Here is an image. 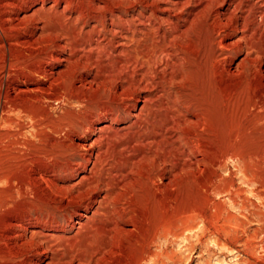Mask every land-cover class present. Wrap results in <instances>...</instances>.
Instances as JSON below:
<instances>
[{"label":"bare ground","instance_id":"obj_1","mask_svg":"<svg viewBox=\"0 0 264 264\" xmlns=\"http://www.w3.org/2000/svg\"><path fill=\"white\" fill-rule=\"evenodd\" d=\"M80 1L83 5L89 3L88 0ZM97 1L93 8L90 7V15L85 16L81 9L75 7L79 0H0V65L7 74L14 75L13 91L24 97L26 103L48 100L54 87L59 88L61 94L70 96L96 83L101 72L105 81L116 84L112 98L114 107L108 112L110 115L76 125L59 121L57 129L61 132L84 133L82 136L78 134L77 141L73 143L74 154L71 152L56 158L55 170L51 173L56 177L50 176L46 167L33 170V181H45L50 185V192L60 201L52 196L38 199L37 204H29L33 212L19 214L14 211L16 214L8 215L5 222H0V264H109V258L115 256L117 250L127 247L128 243L132 246L128 238L145 221L146 216L137 211L142 198L137 186L146 193L156 187L157 192L163 194L184 176L192 178L193 183L203 190L207 212L204 210V213L196 212L186 217L183 229L192 228L188 223L191 218L206 222L208 211L213 209L212 219L218 224L215 231L227 236L228 244L236 249L241 242L238 231L244 223L226 211L222 203L214 201L212 195L225 194L234 208L237 200L244 199L245 193L236 188L234 179H225L221 175L228 163L234 161L239 164L243 184L254 186L250 193L264 207V143L253 150L242 147L231 150L229 136L216 126L210 149L199 150L196 154L199 147L193 142L194 138H201L196 134L205 127L206 103L222 112L236 109L253 114L256 109L264 110V0ZM193 3L197 4L198 9L195 10H200L201 15H210L211 34L201 45L210 78L221 84L219 91L196 99L195 106L179 108L177 105L170 117L161 116L164 106H149L152 101L149 97L143 100L141 107L119 103L120 98L123 102H139V92L157 87L159 84L154 82V78L171 69L173 63L169 60L177 55L174 53L176 42L183 40L186 45L189 39L188 31H177L178 35L173 39L169 35L176 30L175 21L190 22L183 20L181 15ZM49 4L51 7L47 8ZM221 6L223 9L215 11ZM60 7L63 10L56 11ZM68 12L76 17L65 19ZM73 22H81L83 31L92 25L93 31L87 33L89 36L82 30L76 34L71 28ZM94 33L99 35V39H85ZM152 35L158 36L157 40L154 41ZM238 35L240 37L236 39ZM101 49L110 51L104 63L88 58L89 52ZM241 54L245 55L236 63ZM184 58V64H188V58ZM47 62L48 67L45 66ZM239 76L244 79L224 80L225 77L238 79ZM255 89L253 95L247 94ZM179 98L185 103L190 99L183 94ZM10 106L19 108L12 99ZM181 109L193 112L195 121L178 120ZM6 110L0 95V111L5 113ZM120 110L128 114V119L135 121L123 128L127 131L125 149L131 157L116 161L109 158L110 152L104 145L107 140L102 134L112 130L110 123L119 124L120 116L116 112ZM133 110L137 114H133ZM3 121L12 122L6 118ZM105 122L108 123L102 125ZM92 137L95 140L89 145L88 140ZM140 148L145 150L140 152ZM189 153L195 156L186 162L183 159ZM78 158L79 161L75 162ZM37 163L32 160L34 166ZM121 202H125L127 208L121 207ZM89 211H92V217L84 224V213ZM261 217L259 228L244 242L246 249L252 252L256 251L258 239L264 244V215ZM101 225L107 226L104 235L93 239L86 247L73 242L84 232L98 231ZM75 230H78L76 237L66 245L67 239L59 235ZM165 234V229L158 230L152 241ZM149 252L143 251L139 261L145 260Z\"/></svg>","mask_w":264,"mask_h":264},{"label":"rangeland","instance_id":"obj_2","mask_svg":"<svg viewBox=\"0 0 264 264\" xmlns=\"http://www.w3.org/2000/svg\"><path fill=\"white\" fill-rule=\"evenodd\" d=\"M87 3L88 4L84 3L83 5L79 0V3H76L75 6L77 7V10L81 9L85 16L90 15V7L93 8L92 5L97 4L98 1L88 0ZM49 7H51V4L47 6V8ZM62 7L57 8L56 11L61 12L63 10ZM195 9H198L197 4L193 3L191 6L187 7L181 15L183 20H188L192 24L190 22V24H185L182 20H177L175 21L177 24V27L175 26L176 30L172 31V29L167 28L169 32H173L171 35H169L170 33L168 34L171 39L178 35L177 31L179 30L181 32L188 31L189 41H186V45L183 40L176 42L177 47L174 46V53L177 55L174 54L175 56L172 57L173 59L171 58L169 60L170 63H173L171 69L164 71L161 74L159 73L158 76L154 78V82L159 84V87L157 86L153 89L150 88L145 91H140L139 102H123L120 98L118 99L119 103H123L130 107H141L143 105V100H145L146 97H149L152 100H150L151 102H149V106H164L165 108L161 109V116L165 117L169 115L168 117H170L173 115V111L177 109V107L187 108L192 104L195 106L196 99L198 100V98L201 99L211 96L213 93L219 91L221 84L214 82V80L210 78L211 75L209 74L210 72L204 59L205 52L202 51L203 49L201 45L211 34L210 15H201L200 10ZM221 9H223L222 6L217 7L215 11ZM69 14V12L65 14V19L68 17H76L75 15ZM83 22H85V20ZM74 24L78 25L75 26ZM188 25L191 27H188ZM82 26L81 22H73L71 28L76 34H80L83 28ZM91 26L92 25H88V27H85L84 31H82L88 35L87 33H91V30L93 31V27L91 29ZM162 33L164 32L162 31ZM98 37L99 35L97 36V34L94 33L91 38L86 36L85 39L96 41L99 39ZM157 37L158 36L152 35L154 41L155 39L157 40ZM239 37V35L235 36L236 39H239ZM136 39L138 40L139 37ZM100 41H102V39ZM129 46H131L132 49L135 48L132 44H129ZM108 52L110 53V51L104 52L103 49L92 53L89 52L88 58L96 62L99 61L102 64L107 60ZM182 52L183 55L181 56ZM178 54L180 56H178ZM243 55L245 54L239 56L236 63L244 57ZM184 57L188 58V64H184ZM48 63L49 62L45 64L46 67L49 66ZM94 73L92 74L93 76H95ZM101 74L102 72L98 74L99 79L96 83L91 86L88 85L84 89L70 96H66L63 93L61 94V90L54 87L50 91L51 94L49 93L48 95V100H44L40 103H26L24 97L15 94L13 91L14 75L11 73L7 74L0 65L1 102L7 106L5 113L0 111V222H5L8 215L12 216L16 213L26 214L33 212L31 211L32 207H30L32 205L29 204H37L36 202L41 199H47L52 196L54 199H58L57 201H60L58 197L55 198L52 192H50V185L45 181H33V170H44L47 167L46 169L49 172V175H54L56 177L54 173L51 175L52 171L55 170L56 158H59L64 154H74L73 143L77 141L78 134L82 136L84 132L79 131L78 134L69 132L68 130L66 132H61L57 129L59 121L60 123H64L65 121V123H73L76 125L80 122H89L92 119L98 121L105 118L107 115H110L108 112L114 107L112 104V98L116 89V84L109 80L105 81ZM149 79L150 78H147V80ZM241 79L243 80L244 78L242 76H239L238 79L224 78L227 82L237 80L242 81ZM71 80L72 83L75 82L73 77H71ZM221 81H223V79H221ZM262 81V83H264V72L262 75ZM256 89L255 91L252 90L254 92L250 91L247 94L253 95L256 93ZM182 94L190 97L188 100L189 102L186 101L185 103V101H179V97ZM11 99L16 106H19V108L13 109L12 106H10ZM155 102H158V104ZM206 105L208 106V113L206 112L207 117L205 118V123L202 122L205 124V127L201 132L196 134L197 137L201 135V138H194L193 142L194 145L198 144L196 146L199 147L195 152L196 154H199V150H208L213 146L211 136H213L212 134H214L216 127H220L218 129L220 131L224 130L223 132L229 136L231 150L233 149L236 151L241 147L246 150H253L264 143V110L261 111L260 109H256L255 111H252L254 112L253 114H246L243 111L236 109H234V111L229 110L222 112L219 109L210 106L209 103H206ZM20 107H23L24 109L22 110ZM181 110L182 113L179 115L178 120L181 122L195 121L193 112H187L185 109ZM257 110L261 112L259 113ZM233 112L235 113L233 114ZM255 112L262 117L258 119L260 115ZM116 114L120 116L119 124H111L109 122L112 130H106L102 135L104 136V139L106 138L105 140H107L104 145L106 144V149L110 152L109 158L111 157V160L122 161L131 157V154L125 149L124 140L127 131L123 130V128L129 126L135 121V119H128V114L123 110L116 112ZM133 114H137V111L135 112L133 110ZM4 118L9 119L12 122H4ZM106 123L108 122H105L102 125H105ZM217 123L223 125V129L221 125ZM54 127H56L58 131H56ZM93 139L95 140L94 137L88 140L89 145L93 143ZM142 149L140 148L138 151L142 152L145 150V148ZM194 156L195 154L189 153V155L187 157L185 156L183 160L188 162ZM32 160L38 163L34 166ZM74 161H79V158ZM221 175L225 179L233 178L236 188L245 193L243 200H237V206L235 208L231 206L225 194L212 195L214 201L222 203L226 211L230 212L240 222L244 223L242 228L238 231V234L241 237V242L237 245L236 249L228 244L229 240L227 236L223 233H221L222 235L218 234L217 231H215L218 224L212 219V213L214 212L213 209L208 211V220L206 222L199 218H191L192 220L189 219L188 223L192 225V228L190 230L183 229V223H185L184 221L187 220L188 216L190 217L194 213H201L204 210L205 213L207 212L205 209L207 207V205H205L206 197H204L205 194L202 193L203 190L193 183L192 178L184 176L180 182H176L174 184L175 186L171 185L163 194L158 193L156 187H152L150 193H146V190L144 191L143 188L137 186L136 189L140 192V196L142 197L138 202L137 211L146 216L143 219L145 221L143 222V225L138 226V229L133 231L132 236L128 238L127 241L130 242L132 246L128 243V246L126 244L127 247L117 250L116 255L109 258V264H264V244L261 243V240L259 241L258 239L255 245V252L249 251L244 246V242L248 239L249 235L251 236V234L259 228V225L261 224L260 222L262 221L261 216L264 215V207L261 206L259 199L250 193L254 186L243 184L242 174L237 162H229L227 168L221 171ZM124 203L125 202H121V207L127 208ZM28 205L29 207H27ZM84 217L85 218L82 222L85 224L87 220L92 217V211L85 212ZM1 219L3 221H1ZM100 227H98V231L92 233L84 232L77 237V240L75 241H73V238L76 237L78 230H75L70 234H60L59 236H64V238L67 239L65 241L66 245L73 241L86 247L90 241L104 235L107 226L101 225ZM160 229H165L166 234L158 236L152 241L156 232ZM1 231L2 230L0 229V234ZM142 250L150 251V255L146 256L145 260L140 262L138 257L143 253ZM23 259L26 258L24 257Z\"/></svg>","mask_w":264,"mask_h":264}]
</instances>
